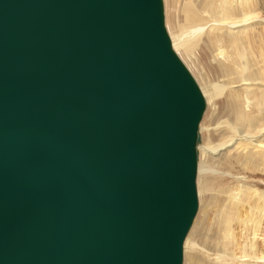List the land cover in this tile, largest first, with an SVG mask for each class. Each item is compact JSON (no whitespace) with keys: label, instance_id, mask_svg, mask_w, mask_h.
Returning a JSON list of instances; mask_svg holds the SVG:
<instances>
[{"label":"water","instance_id":"1","mask_svg":"<svg viewBox=\"0 0 264 264\" xmlns=\"http://www.w3.org/2000/svg\"><path fill=\"white\" fill-rule=\"evenodd\" d=\"M206 109L164 0H0V264H184Z\"/></svg>","mask_w":264,"mask_h":264},{"label":"bare ground","instance_id":"2","mask_svg":"<svg viewBox=\"0 0 264 264\" xmlns=\"http://www.w3.org/2000/svg\"><path fill=\"white\" fill-rule=\"evenodd\" d=\"M164 2L173 47L207 102L184 264H262L264 0Z\"/></svg>","mask_w":264,"mask_h":264},{"label":"rangeland","instance_id":"3","mask_svg":"<svg viewBox=\"0 0 264 264\" xmlns=\"http://www.w3.org/2000/svg\"><path fill=\"white\" fill-rule=\"evenodd\" d=\"M164 4H165V2H164ZM165 18H166V15H165ZM207 111V110H206ZM205 114H206V112H205ZM202 123V122H201ZM260 263H262V264H264V261H262V262H260ZM235 264V263H234Z\"/></svg>","mask_w":264,"mask_h":264}]
</instances>
